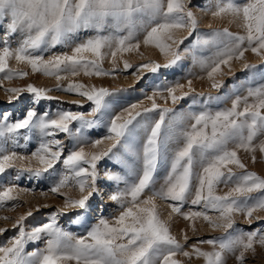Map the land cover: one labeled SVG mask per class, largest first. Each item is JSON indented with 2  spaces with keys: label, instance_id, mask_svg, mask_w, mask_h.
<instances>
[{
  "label": "snow or ice",
  "instance_id": "1",
  "mask_svg": "<svg viewBox=\"0 0 264 264\" xmlns=\"http://www.w3.org/2000/svg\"><path fill=\"white\" fill-rule=\"evenodd\" d=\"M190 3L191 0H0L2 79L28 75L27 71L9 67V61L14 59L28 66L33 74L55 77L56 90L76 93L91 103L87 114L63 108L40 111L41 101L56 99L49 95L53 89L32 84L4 89L7 103L16 102L22 107L20 115L0 110V207L9 202L15 207L17 193L35 190L19 187L17 182L25 174L30 180L50 181L48 191L61 196L63 205L35 225L28 226L27 221L49 205H37L16 218L12 223L16 234L0 244V264H185V259L191 261L194 257L202 258L204 264H227L229 255L235 257L236 264H245L246 254L255 252V245L264 248V230L243 231L236 227L238 216L251 224L254 213L264 211V176L247 170L238 155L241 151L249 154L253 163L257 152L264 157V139L260 138L264 137V82L253 86L257 76L264 81V71L258 72L257 65H242V70L252 73L247 94H237L228 108H212L213 103L219 104L225 97L196 93L189 80V91L179 96L175 93L185 85H157L146 97L152 101L150 108L137 110L138 105L132 104L131 110L113 115L115 92L71 80L64 87L59 83L81 73L113 75L119 70L117 57L139 51L141 43L158 49L166 62L150 61L139 65L137 71L157 73L191 54L217 92L224 87L222 80H215V76L223 74L222 66L231 71V63L245 60L248 52L264 62V0H208L202 8L197 6L214 18L228 17L239 22L241 29H213L209 34L198 33L199 22ZM86 30L95 35L75 43L78 34ZM183 31L187 36L176 38L175 33ZM194 34L190 46L181 51V45ZM57 46L70 48V54L63 52L45 59L44 55ZM204 51L210 55L198 57ZM109 55L113 67L106 71L102 61ZM122 63L124 70L133 67L126 60ZM25 94L30 99H24ZM156 97L170 99L173 104L191 97V104L176 112L160 108ZM72 103L80 105V101ZM153 113L159 118L153 119ZM93 128H104L107 134L90 141L87 131ZM60 134L71 143L66 145L58 138ZM20 138L24 144L19 143ZM33 139L38 146L30 155L15 150L26 147ZM105 140L112 143L101 148ZM117 148L122 149L116 156L122 171H106L103 179L116 185L108 200L119 206V213L111 220L101 215L89 227L88 214L95 208L93 201L102 183L98 165L105 158L112 159L116 155L113 149ZM61 164L62 168L58 167ZM161 167L166 168V175L159 183ZM9 170H15L14 177ZM221 185L227 191L219 190ZM66 188L78 190L79 197L67 195L63 191ZM157 199L168 202L171 212L185 221L202 219L213 228L224 229L225 236L200 240L186 250L189 246L181 244L172 235L169 222L161 219ZM189 202L199 210L184 211L183 206ZM69 213L76 216L73 223L84 217L81 223L86 234L74 235L58 224V219ZM7 231L0 227V235ZM184 239L187 241V234ZM41 240L44 247L25 251L27 244ZM200 245H208L211 250Z\"/></svg>",
  "mask_w": 264,
  "mask_h": 264
},
{
  "label": "rangeland",
  "instance_id": "2",
  "mask_svg": "<svg viewBox=\"0 0 264 264\" xmlns=\"http://www.w3.org/2000/svg\"><path fill=\"white\" fill-rule=\"evenodd\" d=\"M208 3V0H191L190 7L192 11L196 14L198 19V33L199 34H209L213 29H223L228 28L230 31L239 32L240 26L239 22H232L230 18H214L211 16L210 12H203L198 10L197 6L201 8ZM106 34V33H105ZM3 32L0 31V37H2ZM95 33L91 30L82 31L78 34V39L75 43L82 42L92 36ZM176 38H180L181 36H187V32H177L175 33ZM140 40H143V34L140 35ZM16 39H13L12 46H16ZM195 39V34L188 38L183 45H181V51L184 48L189 47L191 42ZM74 46V45H73ZM63 52H68L70 54L71 49L63 46H57L52 49L50 52L44 55L45 59H48L53 54H60ZM89 59H94L90 54H85ZM198 57L210 55L209 52L204 51L197 54ZM110 55L105 57L102 61V67L106 71H111L113 65L110 63ZM122 60L128 61L133 65L132 68L127 70L123 69ZM150 61H155L157 63L163 64L166 62V58L160 54L159 50L156 49L152 45L145 46L141 43V47L139 51H133L130 53H124L122 57H117V65L119 70L116 71L113 75L109 76H85L81 73L79 76L71 77L68 76L67 79L61 80L59 83L62 87L67 86L69 80L80 82L86 86L91 87L95 85L96 87H105L110 91L115 92V96L112 98L114 101L112 105V114L120 115L124 109H130L132 104H137L138 109L142 110L144 107H151L152 101L146 99L147 96H151L153 91L155 90L157 85H175L177 83L185 85L184 88L177 90L176 95H181L182 92L189 91L187 86V81L191 80V87L195 90L196 93H205L206 95H219L225 97V99L219 103H213L211 105L212 108H228L231 106V100L235 98L237 94L240 96H244L247 94V81L252 76V73L246 70H242V65L247 62L250 64L257 65V71H264V62L261 61L260 57L248 52L245 54V60L241 61H233L231 63V71H229L228 67L222 66V75L215 76V80H222L224 83V87H222L219 92L211 87L213 81L207 78V72L201 70L198 63L194 62L191 54H186L184 59L178 62L177 65L168 69H160L157 73L146 72L143 69L137 71L139 65L148 63ZM9 67L15 68L20 71H27L28 75L23 78H15L12 80H3L2 74H0V110H7L15 115L21 114V105L13 102L12 105L7 103V93L4 91L6 88L13 87H23L28 84H32L37 87L49 88L53 89L49 95L55 97L53 100H45L41 101L38 105V110L43 111L45 109L55 111L59 108H63L66 110H72L74 112L79 111L87 114L91 110V103L86 100V98H81L76 93H66L62 90H56L57 81L55 77L45 76L40 73L33 74L31 69L24 65L18 64L14 59L9 61ZM135 73V75H134ZM61 75H67L66 73H61ZM137 76H140L141 79L137 80ZM264 81H260L257 76L255 83H262ZM241 85H244L241 87ZM166 97L167 93H163ZM24 99H30L28 94H25ZM73 101H80V105H76L72 103ZM251 102V98L249 100ZM156 103L160 106V108H172L176 112H180L182 110H186L189 108L191 104V97L185 98V100H181L176 104H173L170 99L165 100L160 97H156ZM243 107V105H241ZM124 116H127V113H124ZM153 119H158V115L156 113L152 114ZM139 119V118H137ZM190 124V122H189ZM23 131V130H22ZM106 129L104 128H93L87 131V135L89 140H95L101 138L106 135ZM60 139L64 140L66 145H69L71 142L68 141L64 134H60ZM264 139V137H260ZM20 144H24L22 138L19 140ZM112 141L105 140L101 148L108 147ZM38 146V142L33 139L28 142L27 146L24 148H16L15 150L24 155H30L32 150ZM10 150L11 146L9 145ZM92 151H96V149H91ZM121 148L113 149V152L116 154L112 157V159L105 158V160L101 161L98 165V171L102 178V183L99 185L100 192L96 194V197L93 201L95 208L92 212L88 214V226L90 227L92 224H95L101 215L104 218L111 220L113 217L118 215L119 206L114 202L108 200V195L115 190L116 185L114 182H109L106 179H103L104 173L106 171H122L121 167L116 162V156H119ZM66 154V153H65ZM240 155L243 162L247 165V170L253 171L260 176H264V157H262L259 152L256 153V162L253 163L251 160V156L249 154L241 151L238 153ZM34 166L36 162L33 161ZM58 167L62 168V164L58 165ZM158 182L162 183L163 178L166 175V168L161 167L159 170ZM236 171H239L236 169ZM11 176H15V170H9ZM20 188H29L35 189L34 191L28 192H20L17 193L18 199L15 203V207H12V202L5 205L4 207H0V217H10L8 220L0 219V227L7 228L8 231L4 235H0V244L7 242L10 237H13L17 230L12 228V223L16 218L23 215L30 208L35 209L37 205H49L48 208H41L38 213H34V217L30 218L27 221L28 226L35 225L38 223L44 222L51 212H54L56 209L62 207L63 198L57 194H53L48 189L51 186V182L48 180H35L27 178V174L22 177L20 181L17 182ZM157 184V187L159 186ZM8 186V185H5ZM123 187V184L120 185ZM2 190V188H0ZM221 191H227V188L223 185L220 186ZM63 191L72 196L73 198L79 197L78 190L74 188H66ZM41 192L45 194L42 195ZM151 193H146V195H150ZM157 209L160 213L161 219L168 221L171 228V233L176 237V239L181 244H186L189 247L186 250H191L190 246L192 244H197L200 240H206L214 237H223L225 236V231L222 228H213L209 226L202 219H197L194 222L185 221L182 216H178L171 212V208L168 206V202L157 199L155 201ZM101 205H103V209L101 211ZM199 210L198 206H193L189 203L183 206L184 211ZM172 216L171 221H169V216ZM210 215H215L210 213ZM73 220H76V216L73 213H69L68 215L62 216L58 219V224L64 228L65 230L73 233L74 235H84L86 234V228L82 225V221L84 217L81 216L79 221L73 223ZM236 227L243 231H253L256 229L264 230V211H258L254 213L251 224L248 223L242 216H238L236 218ZM193 228L195 230H193ZM228 231H232L229 229ZM187 234V241L184 239V235ZM46 239V238H45ZM204 250L210 251L211 248L208 245H200ZM44 247V240L38 242H30L26 245L25 251L30 252L36 250L38 248ZM256 248L255 252H248L245 258V264H264V248L259 245L254 246ZM180 259H185L183 257H179ZM185 264H204L203 259L193 258L191 261L185 259ZM227 264H236L235 257L229 255L227 257Z\"/></svg>",
  "mask_w": 264,
  "mask_h": 264
}]
</instances>
